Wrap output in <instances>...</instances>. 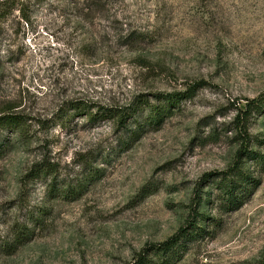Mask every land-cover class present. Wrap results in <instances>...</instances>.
<instances>
[{
    "label": "rangeland",
    "instance_id": "obj_1",
    "mask_svg": "<svg viewBox=\"0 0 264 264\" xmlns=\"http://www.w3.org/2000/svg\"><path fill=\"white\" fill-rule=\"evenodd\" d=\"M1 35L12 52H0V113L32 117L34 136L0 157V245L13 225L44 215L24 243L0 247V264H132L188 226L207 174L226 170L239 148L264 154V117L250 119L248 143L233 126L244 99L264 90V0H40L29 24ZM192 86V97L126 145L124 129L108 120L37 124L70 105L122 108L138 95ZM84 158L94 174L76 199L26 182L29 168L46 161L55 189L74 185L87 175ZM243 167L257 187L182 243L177 264L260 263L264 171L248 158Z\"/></svg>",
    "mask_w": 264,
    "mask_h": 264
},
{
    "label": "trees",
    "instance_id": "obj_2",
    "mask_svg": "<svg viewBox=\"0 0 264 264\" xmlns=\"http://www.w3.org/2000/svg\"><path fill=\"white\" fill-rule=\"evenodd\" d=\"M40 0H0V52L6 50L7 55L11 50L2 48V33L15 25L29 24L34 10L39 6ZM0 55V70L2 61ZM195 86L188 87L185 91L154 93L152 100L146 95H138L122 108L96 107L94 111L85 109L80 105H70L67 109L60 108L50 118L39 119L37 124L39 129H45L48 123L65 126L74 116H83L87 123L96 124L103 120H108L119 129H124L125 138L128 141H136L150 130L158 126L164 118L179 107L182 100L192 97L195 94ZM264 117V90L252 98H245L243 106L237 108L233 120L234 130L240 136L241 142L248 143L247 126L250 119ZM32 117L5 108L0 113V157L14 147L18 142L27 145L32 141L34 133H30ZM14 140L10 142V138ZM263 143L264 141H257ZM254 160L257 169L264 171V154H258L249 148L237 150L234 160L224 171L209 173L204 178L207 190H201V195L194 208L188 213V226L179 227L175 233L162 242L143 248L134 258L132 264H177L184 254L181 244L189 238H197L206 233L208 223H219L221 215L238 210L245 199L257 187L258 179L252 177L243 167L245 159ZM83 166L87 169V175L78 183L63 184L55 189L56 180L55 166L46 161L33 164L25 175L26 182H47L50 192H55L53 196L76 199L80 197L90 184L93 178L90 162L83 160ZM55 190V191H54ZM213 206L217 217H211L207 213V206ZM212 208V207H211ZM207 211V212H205ZM44 213L37 211L31 214L25 225L15 224L10 231L9 240L2 241L0 247L6 250H13L24 243L34 234V229L43 225ZM259 264H264V257Z\"/></svg>",
    "mask_w": 264,
    "mask_h": 264
}]
</instances>
